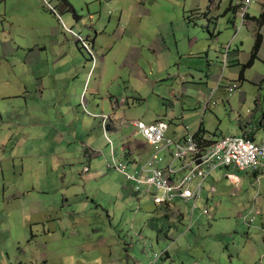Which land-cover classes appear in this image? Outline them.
<instances>
[{
    "label": "rangeland",
    "instance_id": "rangeland-1",
    "mask_svg": "<svg viewBox=\"0 0 264 264\" xmlns=\"http://www.w3.org/2000/svg\"><path fill=\"white\" fill-rule=\"evenodd\" d=\"M257 1L246 10L249 19L264 12ZM238 4L0 0V264H150L148 255L164 250L167 255L155 264H264V173L254 184L245 173L217 169L204 181L192 217V203L176 202L183 218L171 209L162 212L149 196H132L124 175L107 167L110 141L119 161L127 141L135 152L133 143L143 138L123 124L104 136L99 117L146 123L166 117L175 124L172 130L186 127L185 119L191 118L195 128L201 124L214 138L236 136L239 118L243 124L253 114L259 127L264 25L258 60L241 83L238 75L253 46L255 25L246 19L237 30ZM56 27L59 44L72 36L70 29L95 55L92 61L73 44L81 56V61L73 59L76 76L52 60L51 46L41 50L42 64L29 69L22 61L34 42L52 41L58 47L52 37ZM191 39L196 43L188 56ZM157 42L168 50H149ZM228 43L230 57L238 58L229 59L223 83L203 112L197 104L215 89L223 65L219 52ZM131 51L137 74L132 76L126 63ZM259 78L263 81L255 84ZM233 83L240 88L229 93L226 86ZM108 92L118 98V106L112 108ZM261 140L264 128L256 137ZM229 175L238 178L237 186ZM212 186L215 192L206 200ZM250 217L251 223L243 221Z\"/></svg>",
    "mask_w": 264,
    "mask_h": 264
},
{
    "label": "built area",
    "instance_id": "built-area-1",
    "mask_svg": "<svg viewBox=\"0 0 264 264\" xmlns=\"http://www.w3.org/2000/svg\"><path fill=\"white\" fill-rule=\"evenodd\" d=\"M238 1L239 4L236 8L241 22L237 30L246 20L248 6L254 3V0ZM67 32L74 37L70 29H67ZM76 42L88 53L92 61L95 60L86 39L77 35ZM229 49L230 43L226 44L224 52L222 49L220 53L223 65L220 67V73L216 80V88L223 83V71L227 67ZM226 87L231 93L240 88L238 83ZM210 93L207 99L208 104L214 90H211ZM99 117L104 136H107L105 124L108 117L104 115ZM122 124L135 129V133L139 134L143 138V142L149 146L150 154L143 161L131 159L126 154L121 160L116 161V150L110 141L111 159L107 163V167L124 175L132 196L140 198L149 196L157 207L163 211L174 210L181 218L184 217V214L176 202L192 203L190 209V217H192L196 203L202 197L203 183L213 171L220 168L234 169L255 179L254 184L258 181V177L264 173V142L256 143L246 136L229 135L211 140L204 136L196 137L194 134L188 133L180 138H173L167 134L169 124L163 119H157L150 123L141 119L121 121L119 129L123 127ZM128 168L131 169L130 172L127 171ZM227 179L235 186L239 184V180L233 175L227 176ZM214 192L215 187L212 186L206 200ZM254 202L255 198L253 204ZM202 213L207 214L208 211L204 209ZM243 221L251 223L253 217H250L249 220L243 218ZM166 254L167 250L161 251L159 254L153 251L151 256L148 255L149 263L155 264Z\"/></svg>",
    "mask_w": 264,
    "mask_h": 264
},
{
    "label": "crops",
    "instance_id": "crops-1",
    "mask_svg": "<svg viewBox=\"0 0 264 264\" xmlns=\"http://www.w3.org/2000/svg\"><path fill=\"white\" fill-rule=\"evenodd\" d=\"M260 3H263L262 5H264V0H258L257 1V4H260ZM210 6H212V5L210 4ZM148 12H149V10L145 9V13H148ZM54 29L56 30V34H55V36L52 35V37H53V40L55 41L54 38L58 37V34H59V27H56ZM51 42L52 41H50L49 43H46V42H34L32 44V48L30 49V51L29 52H25L26 55H25L24 60H22L23 63L24 64L25 63H29L30 64L29 69L32 67V65H34L36 63H37V65L38 64H42V55H44V54H41V50L42 49H46V48L51 46L50 49L52 50V52H51L52 60L54 58L55 61L59 60L61 63H63L62 65L66 64L68 66L69 71H70L69 76L70 77L71 76H76V74H75L76 68H74L73 59L76 62L81 61V56L75 51L74 45H77V43H76L75 39L73 38V36L66 37V42L63 43V44H59L58 41H55L56 42L55 44H58V47L50 45ZM188 43H189V48L187 49V53L186 54L188 56L189 55L192 56V54H191L192 48L195 46L196 42L191 39V40L188 41ZM149 50H151L153 53H156V54L157 53L162 54V53L165 52V50H168V48L163 47V45L160 46V42H157L156 46H153V44H150ZM208 53L209 52L206 53V57H208ZM220 53L221 52H219V58L221 57ZM230 55H231V53L229 51L228 56H227V60H228L227 61V66H228V63L230 65V61H229L230 58L233 57L232 58L233 60H236L238 58L237 55H233L231 57H230ZM134 60H135V53L131 51L130 54L128 55L127 59H126V63H127L128 67H129V70H130L129 74L131 76L132 75H137L135 73V70L133 69ZM101 66H102L103 69H102L100 74H102V76H103V74L105 72V61H104V58L103 59L101 58ZM216 80H215V82H216ZM262 81H263V78H259V79L255 80L254 82H255V84H260ZM199 90H202V87L199 86ZM239 94H242V93H239ZM108 97L110 99V104H111L112 108H114V106H118V103H119L118 100H117L118 98H116L115 96L111 95L109 92H108ZM207 99H208V97H206V95H204L203 98H202L203 101L202 102H198V104H197L198 106L199 105L203 106V112H205V110H207L208 107H209V104L208 105L206 104L207 103ZM124 100H125V102H123V103L127 104L128 103L127 99H124ZM134 100L139 101V99H137V98H134ZM240 100H246V99L244 97L243 98L240 97ZM260 101H261V97L260 96L254 101L255 102V106H256V110H258V108H259L258 106L260 105L259 104ZM206 105H207V107H206ZM201 106H199V108ZM113 115H114V113H113ZM194 115H195V117H197L196 116L197 115L196 111L194 112ZM256 115L257 114H253V115L249 116L248 120L246 122L244 121L243 124L240 123L243 120V118H239V121L237 122V129L238 130H236V134H237L236 136H246V137L249 136L252 139V141L256 142L257 134L260 132L261 128L262 129L264 128V114H263V116L261 118V122H259V127H256L254 125V123L256 122ZM114 118H115L114 116H110V117L108 116V120L106 121V124H105L106 131H108V130L116 131V130L119 129V125H120L122 120L114 119ZM112 119H113V121H112L113 124H112V127H110L108 125V122L111 121ZM157 119H163L165 121H168L169 129H168L167 133H169L168 135L170 137H173V138H180V137L184 136L186 133L193 135V134H195L198 131V129L200 127L202 128L201 124H199V126L197 128H195L194 123H192L190 121L191 118H188V119H185L186 124H187L186 127H178L177 130L176 129L172 130V127L175 124H173L171 122V120H167L166 117H158ZM157 119H155V120H157ZM155 120H153V121H155ZM100 121H101V119H100ZM118 122H119V124H118ZM148 123H150V122H148ZM101 128L103 130L102 124H101ZM203 131L204 132H203L202 136H204L205 138L213 139V140L219 138V137L214 138V137L210 136L209 133L207 131H205V129H203ZM131 134L135 135L136 134L135 130L134 131L132 130ZM224 136H227V135L223 134V137ZM220 137H222V136H220ZM127 139L128 138H126V140ZM124 141H125V138H123L122 142H124ZM261 142H264V140L258 141L256 143H261ZM127 143L129 144V148H130V146H132V145L128 141H127ZM133 146H134L135 152L129 150V148L127 147V156L131 157V159H137L139 161H143L149 156L150 148L143 141H141V142L137 141V142L133 143ZM128 191H130L129 187H128Z\"/></svg>",
    "mask_w": 264,
    "mask_h": 264
},
{
    "label": "trees",
    "instance_id": "trees-1",
    "mask_svg": "<svg viewBox=\"0 0 264 264\" xmlns=\"http://www.w3.org/2000/svg\"><path fill=\"white\" fill-rule=\"evenodd\" d=\"M246 19H248L250 22H252L255 25V32H254V42L251 51L249 53L248 60L244 65L241 66V70L238 75V81L241 83L244 81V77H243L244 72L247 69H250L254 65V63L258 60V54L262 45V36L260 34V30L264 25V12L260 14L258 19L256 18L249 19L248 16L246 17ZM76 43L78 44V42ZM203 132H204L203 129L200 127L194 135L196 137H200L202 136ZM247 138L252 140L249 136ZM148 225H151V220L148 221Z\"/></svg>",
    "mask_w": 264,
    "mask_h": 264
},
{
    "label": "bare ground",
    "instance_id": "bare-ground-1",
    "mask_svg": "<svg viewBox=\"0 0 264 264\" xmlns=\"http://www.w3.org/2000/svg\"><path fill=\"white\" fill-rule=\"evenodd\" d=\"M220 87H221V86H220ZM220 87H218V88H220ZM218 88L215 87V89H211V90H214V92H215V90L218 89ZM211 90H210V92H211ZM227 90H228V88H227ZM228 92H229V91H228ZM229 93H231V92H229ZM232 93H233V92H232ZM210 94H211V93H210ZM206 104H208V101H207ZM217 139H218V138H217ZM217 139H214V140H217ZM211 140H213V139H211Z\"/></svg>",
    "mask_w": 264,
    "mask_h": 264
},
{
    "label": "clouds",
    "instance_id": "clouds-1",
    "mask_svg": "<svg viewBox=\"0 0 264 264\" xmlns=\"http://www.w3.org/2000/svg\"><path fill=\"white\" fill-rule=\"evenodd\" d=\"M71 35V34H70ZM76 41V40H75ZM95 56V55H94ZM168 123V122H167ZM126 155H127V153H125ZM238 179V178H237ZM166 210H164V212H165ZM162 212H163V210H162ZM167 255V254H166Z\"/></svg>",
    "mask_w": 264,
    "mask_h": 264
}]
</instances>
